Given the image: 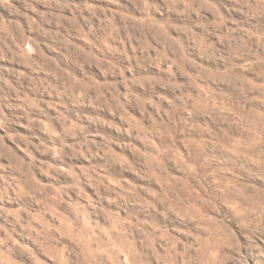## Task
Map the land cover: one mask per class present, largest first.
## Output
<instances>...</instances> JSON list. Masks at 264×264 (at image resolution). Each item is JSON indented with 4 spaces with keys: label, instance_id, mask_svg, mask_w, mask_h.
<instances>
[{
    "label": "rangeland",
    "instance_id": "obj_1",
    "mask_svg": "<svg viewBox=\"0 0 264 264\" xmlns=\"http://www.w3.org/2000/svg\"><path fill=\"white\" fill-rule=\"evenodd\" d=\"M0 264H264V0H0Z\"/></svg>",
    "mask_w": 264,
    "mask_h": 264
}]
</instances>
